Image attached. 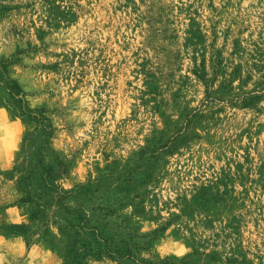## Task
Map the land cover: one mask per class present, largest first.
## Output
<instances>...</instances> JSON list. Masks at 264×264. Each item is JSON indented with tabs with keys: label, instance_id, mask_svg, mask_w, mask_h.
Segmentation results:
<instances>
[{
	"label": "rangeland",
	"instance_id": "1",
	"mask_svg": "<svg viewBox=\"0 0 264 264\" xmlns=\"http://www.w3.org/2000/svg\"><path fill=\"white\" fill-rule=\"evenodd\" d=\"M0 59V264L80 214L89 264H264V0H0Z\"/></svg>",
	"mask_w": 264,
	"mask_h": 264
},
{
	"label": "trees",
	"instance_id": "2",
	"mask_svg": "<svg viewBox=\"0 0 264 264\" xmlns=\"http://www.w3.org/2000/svg\"><path fill=\"white\" fill-rule=\"evenodd\" d=\"M9 62L7 60L0 59V81H4L7 78ZM20 86L17 89L16 94L20 95ZM23 114V113H22ZM57 189L56 186L48 183L47 190L51 191ZM68 193L64 192L58 194L56 199L60 202L66 199ZM70 209L71 207L68 206ZM35 215V214H34ZM78 222L74 220H69L67 223L61 226V232L65 237L64 247H63V259L64 264H89V256L101 257L103 254H107L111 257L115 256L119 259L130 258L131 249L127 248L125 251L118 249L113 252L110 245L106 248L101 240H91L85 235V231L89 224V220L85 218L82 214L78 218Z\"/></svg>",
	"mask_w": 264,
	"mask_h": 264
},
{
	"label": "crops",
	"instance_id": "3",
	"mask_svg": "<svg viewBox=\"0 0 264 264\" xmlns=\"http://www.w3.org/2000/svg\"><path fill=\"white\" fill-rule=\"evenodd\" d=\"M7 160V159H6Z\"/></svg>",
	"mask_w": 264,
	"mask_h": 264
}]
</instances>
